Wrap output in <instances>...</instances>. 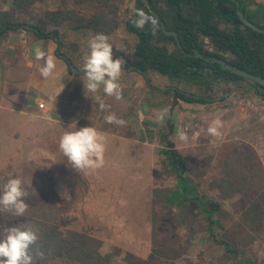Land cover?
Here are the masks:
<instances>
[{
  "label": "rangeland",
  "instance_id": "374dc122",
  "mask_svg": "<svg viewBox=\"0 0 264 264\" xmlns=\"http://www.w3.org/2000/svg\"><path fill=\"white\" fill-rule=\"evenodd\" d=\"M114 1L122 20L117 34L111 37L112 43L116 44L113 59L122 58L128 65L133 62L135 40L127 33L124 22L133 12L135 0ZM4 5L8 7L9 3ZM56 7L55 0H44L35 4L31 12L42 17L47 10ZM80 9L89 13L93 10L84 6ZM94 35L96 33L90 30L73 31L67 42L77 45L80 53L87 54L88 42ZM38 41L30 33H11L1 44L0 67L6 59L16 60L23 46L29 43L32 46ZM50 42L57 49L55 40ZM169 47L174 49L173 44ZM26 50L24 56L28 58L34 50L31 53ZM59 51L66 52V49ZM73 51L68 49L66 53L72 58L76 56L75 62L83 71V60L78 61L77 52ZM133 74L131 88L121 86L120 100L105 95L103 90L98 98L92 99L85 89V101H77L84 119L92 123L91 127L105 133L104 164L98 169H73L59 150L62 130L55 127L41 132L40 122L27 124L28 127L22 129L11 128L9 120H4L0 111V189L8 179L19 177L29 192L25 201L29 207L23 216L0 208V232L20 219L64 225L100 240V251L103 255H112V264H120L127 252L148 259L154 250H159L155 253V264H236L216 242L224 240L241 250L245 257L264 264V218L261 231L252 232L244 217L246 195L258 199L264 209V102L255 92L245 91L243 100L234 98L205 105L183 102L171 113L169 89L177 85L156 72L150 71L146 76ZM71 75L75 80L77 75ZM218 85L211 94L184 84H179V89L202 97L208 94L220 97L224 92H230L227 84ZM63 102L57 99L54 104L57 107L56 104ZM100 103L110 105V108L101 111ZM165 108L168 112L161 119ZM110 113H115L126 123L123 126L106 123L105 116ZM169 117L177 127L173 140L188 161V175L197 185L196 191L222 202L218 215L220 223L212 226L213 236L208 230L207 215L194 202L181 204L175 178L164 174L162 157L157 153L155 130ZM215 119L223 123L219 137L207 132ZM181 130H187V142L179 140L178 131ZM257 157L262 164H258ZM228 176L232 181L237 178L240 185L247 178L254 185L253 191L221 199L220 190L212 184ZM156 189L167 194L166 202L170 207L164 206L165 196L156 198ZM65 190L71 199L62 198ZM170 249V255L175 251L182 254L175 259L160 255ZM51 264L69 263L57 259Z\"/></svg>",
  "mask_w": 264,
  "mask_h": 264
},
{
  "label": "trees",
  "instance_id": "16d2710c",
  "mask_svg": "<svg viewBox=\"0 0 264 264\" xmlns=\"http://www.w3.org/2000/svg\"><path fill=\"white\" fill-rule=\"evenodd\" d=\"M42 1L44 0H0V49L7 36L15 32L30 33L36 40L43 41L44 45L51 39L57 38L55 40L58 45L56 56L64 60L70 71V65L79 68L75 59L67 55V50L77 52V59L82 56L77 45H68L70 32L90 30L96 34H104L109 37L112 47H115L116 44L112 43L111 37L117 34L122 18L114 0H55L57 4L55 10H47L42 17L33 15L31 12L33 7ZM5 2L9 3L8 7L4 5ZM148 2L150 7L142 0H135L133 12L127 18L125 17V29L134 37L135 45L132 53L133 62L124 64V68L131 67L133 72L143 76L150 71L156 72L176 84L178 89L179 84H184L197 87L206 94H211L215 86L219 87L220 83L227 84L230 91L251 84L256 87L255 93L259 100L264 102V87L230 71L222 70L221 65L217 63L211 64L196 56L198 51L206 57L222 59L247 73L264 78V34L245 26L237 14L241 9L250 22L264 29V5L255 0H236L235 2L231 0H148ZM236 2L240 3L242 8H239ZM69 6L73 8L69 9ZM83 6L86 9H93L92 12H84L80 9ZM151 8L156 11L169 31L177 32L180 46L175 38L163 33L161 24L150 12ZM139 11H143L149 17L142 28L137 27L135 23L140 19ZM169 44H173L174 49H170ZM62 48L66 49V52L61 53L59 49ZM72 82L68 85V90L58 97L67 103H58L56 108L64 122L91 127L92 123L84 119L81 106L78 104L85 101L84 79L82 75H77ZM74 83L75 87H73ZM169 93L172 94L171 113L177 106H182L183 102L196 105L219 104L234 98L243 100L246 94L239 89L233 93V96L222 99L220 102H209L205 98H215V96L208 94V96L195 98L185 95L184 93L196 95L186 89L171 88ZM225 93L227 92L223 95ZM176 130L172 117L166 119L155 130L157 153L162 157L161 165L164 174L175 178L177 190L181 193V204L194 202L200 211L207 215L210 225L208 230L213 236L212 226L220 223L218 215L222 210V202L211 200L204 193L196 191L197 185L188 175V161L177 149L173 140ZM257 159L258 164H262V160L258 157ZM231 178L228 176L212 184L220 190L221 199L232 198L240 192L249 194L253 191L254 185L249 183L247 178L241 185L237 178L235 181ZM154 195L156 198L159 195L165 196L164 206L170 207L166 202L167 194L156 189ZM245 201V222H248L252 232H260L264 218L263 206L258 199H251L247 195ZM155 203L159 202L155 200ZM23 223H29L39 229L38 244L44 252V257L37 258L35 264H51L57 259L69 264H112V255H103L100 251L101 241L87 233L36 219L16 220L10 227ZM216 242L224 247L225 252L232 256L236 264H258L253 259L245 257L244 253L230 242L224 240H216ZM158 251L154 250L155 253ZM170 251L171 249L166 250L160 255L175 259L182 254L175 251L170 255ZM155 253L148 259H142L127 252L120 264H155Z\"/></svg>",
  "mask_w": 264,
  "mask_h": 264
},
{
  "label": "clouds",
  "instance_id": "9594fccd",
  "mask_svg": "<svg viewBox=\"0 0 264 264\" xmlns=\"http://www.w3.org/2000/svg\"><path fill=\"white\" fill-rule=\"evenodd\" d=\"M139 20L135 21L137 27H143L149 17L143 11L138 12ZM153 23H155L153 21ZM89 51L83 59V83L84 89L90 93H97L101 86L105 95L122 99L121 86L118 83L122 68L126 63L122 58L113 59V47L109 43V37L104 34L94 35L88 42ZM35 58L42 60L43 65L39 72L45 79L51 77L55 71L56 58L47 55L40 49L36 50ZM63 89V85H62ZM110 105L99 104L101 111H107ZM168 109L162 110L160 118L163 119ZM108 124L123 126L126 122L118 118L115 113L105 116ZM223 123L215 119L209 125V135L219 137ZM178 138L187 142V130L178 131ZM106 137L94 127H82L76 130L71 124L64 130L59 138V150L71 163L73 169L79 171L94 170L103 166ZM62 198L71 199L65 190ZM29 192L24 188L23 181L19 177L8 179L0 189V208L11 212L15 216H23L29 205L25 202ZM39 229L29 223H23L6 227L0 232V264H35L37 258L42 259L44 252L39 246Z\"/></svg>",
  "mask_w": 264,
  "mask_h": 264
},
{
  "label": "crops",
  "instance_id": "0c3cea01",
  "mask_svg": "<svg viewBox=\"0 0 264 264\" xmlns=\"http://www.w3.org/2000/svg\"><path fill=\"white\" fill-rule=\"evenodd\" d=\"M255 1L261 4L263 2L264 4V0ZM52 44L54 43L49 42L44 45V42L38 41L31 46L29 43V45L23 46V50L18 51L20 56L17 54L16 60L6 59L4 60L5 64L0 67V111L3 112L4 120H9L11 128L22 129L24 126L28 127L27 124L33 125L40 122L41 132L45 129L53 130L55 127L56 130H62L63 132L71 125V123H66L62 120L54 103L58 97L68 90V85L73 81L74 77L71 75L64 60L56 56V48ZM37 49L56 58L55 71L47 79L42 77L39 72L43 61L35 58ZM25 50L29 52L34 50V52L26 58L24 56ZM85 55L82 54L78 61L83 60ZM70 58L75 59V56ZM78 70L81 71L80 69ZM132 71L131 67L122 68L118 83L123 88H131V85H133L130 82L131 78L134 80ZM81 75L83 77V73ZM100 90L97 93H90L86 90L87 96L89 98H98ZM94 100L99 101V99ZM41 103H45L46 109L39 107ZM72 125L76 127V130L84 127L76 123ZM103 134L105 135V133Z\"/></svg>",
  "mask_w": 264,
  "mask_h": 264
},
{
  "label": "water",
  "instance_id": "95a60500",
  "mask_svg": "<svg viewBox=\"0 0 264 264\" xmlns=\"http://www.w3.org/2000/svg\"><path fill=\"white\" fill-rule=\"evenodd\" d=\"M145 4H148L147 0H142ZM231 1H236V0H231ZM151 14L154 16V18L159 21V23L161 24V29L163 31V33L168 36V37H173L175 38L177 44L180 46L181 43L179 41L178 38V34L175 31H169L165 25V23L160 19L159 15L156 13L155 10H150ZM240 21L247 27H249L250 29H252L255 32L264 34V29L259 28L257 25L253 24L252 22H250L247 17L245 16V14L241 11L238 10L237 12ZM53 36V35H52ZM55 40H57V38H55ZM196 56L203 59L206 62H209L211 64L217 63L219 65H221L222 70H226V71H230L231 73L241 76L253 83H256L262 87H264V78L261 76H256L250 73L245 72L244 70L239 69L238 67L232 66L231 64L227 63L226 61L219 59V58H214V57H205L204 55H202L201 53H199L198 51H196ZM63 58H66L65 56H62ZM70 71L71 73H73L74 75H81L83 72L77 70L73 65H70ZM171 89L173 90H179L176 87H171ZM243 90V91H254L256 92L257 89L256 87L252 86L251 84H247L245 87L242 88H235L233 90H231L230 92L225 93L223 96L220 97H215V98H206L207 101L209 102H220L222 99H225L227 97H229L230 95H232L236 90ZM187 96H193L190 93H184ZM198 98V97H197Z\"/></svg>",
  "mask_w": 264,
  "mask_h": 264
},
{
  "label": "flooded vegetation",
  "instance_id": "af4514ba",
  "mask_svg": "<svg viewBox=\"0 0 264 264\" xmlns=\"http://www.w3.org/2000/svg\"><path fill=\"white\" fill-rule=\"evenodd\" d=\"M148 1V0H147ZM236 4H237V6L239 7V8H242L241 7V5H240V3H238V2H236ZM146 5H148L149 6V2H148V4H146ZM150 7V6H149ZM150 10H153L152 8L150 9ZM239 10H241V9H239ZM206 57V56H205ZM209 58V57H208ZM206 62V61H205ZM197 69V68H196ZM233 90V89H232ZM252 91V90H251ZM254 92V91H253ZM193 97H195V98H200V96H198V95H193ZM206 99V98H205Z\"/></svg>",
  "mask_w": 264,
  "mask_h": 264
},
{
  "label": "built area",
  "instance_id": "2783aa9c",
  "mask_svg": "<svg viewBox=\"0 0 264 264\" xmlns=\"http://www.w3.org/2000/svg\"><path fill=\"white\" fill-rule=\"evenodd\" d=\"M39 107H40L41 109H46V105H45V103H41V104L39 105Z\"/></svg>",
  "mask_w": 264,
  "mask_h": 264
}]
</instances>
